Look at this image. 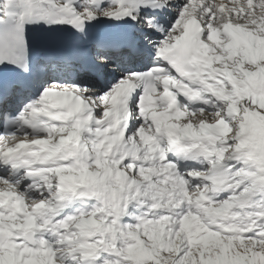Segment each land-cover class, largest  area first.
Here are the masks:
<instances>
[{
	"label": "snow or ice",
	"instance_id": "snow-or-ice-1",
	"mask_svg": "<svg viewBox=\"0 0 264 264\" xmlns=\"http://www.w3.org/2000/svg\"><path fill=\"white\" fill-rule=\"evenodd\" d=\"M0 264H264V0H0Z\"/></svg>",
	"mask_w": 264,
	"mask_h": 264
}]
</instances>
